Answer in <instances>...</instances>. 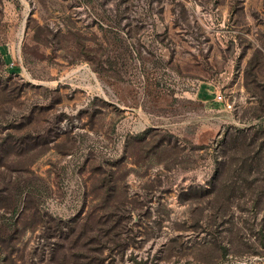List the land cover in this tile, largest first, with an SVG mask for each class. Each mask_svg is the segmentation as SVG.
Here are the masks:
<instances>
[{"label": "rangeland", "instance_id": "1", "mask_svg": "<svg viewBox=\"0 0 264 264\" xmlns=\"http://www.w3.org/2000/svg\"><path fill=\"white\" fill-rule=\"evenodd\" d=\"M0 264H264V0H0Z\"/></svg>", "mask_w": 264, "mask_h": 264}, {"label": "built area", "instance_id": "2", "mask_svg": "<svg viewBox=\"0 0 264 264\" xmlns=\"http://www.w3.org/2000/svg\"><path fill=\"white\" fill-rule=\"evenodd\" d=\"M215 98L216 101L222 102L226 106V108H232V104L229 103L228 100H226V98L221 93H217Z\"/></svg>", "mask_w": 264, "mask_h": 264}]
</instances>
